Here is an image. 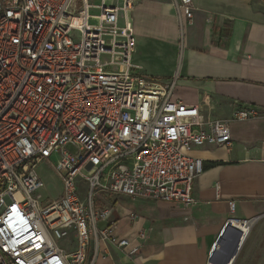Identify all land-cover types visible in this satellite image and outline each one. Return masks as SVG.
I'll list each match as a JSON object with an SVG mask.
<instances>
[{
	"label": "built area",
	"instance_id": "1",
	"mask_svg": "<svg viewBox=\"0 0 264 264\" xmlns=\"http://www.w3.org/2000/svg\"><path fill=\"white\" fill-rule=\"evenodd\" d=\"M170 1L180 22L193 19V0ZM137 3L0 0V264H94L102 243L138 253L140 245L115 234L116 203L97 206L96 193L194 206L205 165L190 151L231 147L227 122H207L197 106L174 99L179 76L135 72ZM42 164L61 180L57 199L39 194ZM236 206L229 202L208 264L226 229L241 235L233 264L260 219L235 217ZM71 236L72 250L74 242L60 245Z\"/></svg>",
	"mask_w": 264,
	"mask_h": 264
},
{
	"label": "crops",
	"instance_id": "2",
	"mask_svg": "<svg viewBox=\"0 0 264 264\" xmlns=\"http://www.w3.org/2000/svg\"><path fill=\"white\" fill-rule=\"evenodd\" d=\"M193 2V19L180 22L170 0H138L131 14L137 40L133 59L140 67L135 72L166 82L179 76L174 99L197 106L207 122H227L231 147L190 151L205 165L193 183L196 204L155 202L153 235L143 229L144 219L136 214L132 221L134 213L125 210L123 216L116 204L115 234L140 245V253L102 243L94 264H208L209 251L231 216V201L237 203L235 217H260L233 264H264V0ZM248 109L258 117L233 118ZM123 217L131 226H120ZM143 232L145 240L139 237ZM237 252L236 246L232 257ZM93 254L94 247L89 261Z\"/></svg>",
	"mask_w": 264,
	"mask_h": 264
},
{
	"label": "rangeland",
	"instance_id": "3",
	"mask_svg": "<svg viewBox=\"0 0 264 264\" xmlns=\"http://www.w3.org/2000/svg\"><path fill=\"white\" fill-rule=\"evenodd\" d=\"M95 2L99 3L97 1ZM102 60L105 61V57H103ZM135 61L133 59V64H135ZM38 170L46 184V189L39 192V194H41L44 199L48 200L59 198L62 193L60 178L51 169H49L46 164L40 165ZM115 201L117 204V209L119 210V213H121V215L124 216L125 210L137 214L141 219H144L145 224L143 229L149 230L150 234L153 235L154 228L152 226L154 225V222H157L156 217L158 216V211L157 207L155 206V202L149 200H140L123 195L109 196L107 193L103 192L96 193L95 203L97 206H103L108 203L113 204V202ZM128 225L131 226V222L128 221V217H123L120 221V226L126 228ZM99 226L103 227V224L100 223ZM238 237L239 233L234 230H229L226 236H224L220 240L222 247L214 258L216 264H226L228 260L232 257V255L236 253ZM72 242H74V245L72 247H69L70 250H72L75 247L76 243L75 236H71L69 239L61 241L60 245L68 249V246ZM139 253L140 252H138L137 254Z\"/></svg>",
	"mask_w": 264,
	"mask_h": 264
},
{
	"label": "bare ground",
	"instance_id": "4",
	"mask_svg": "<svg viewBox=\"0 0 264 264\" xmlns=\"http://www.w3.org/2000/svg\"><path fill=\"white\" fill-rule=\"evenodd\" d=\"M228 232V229H226V231H225V233H224V235L223 236H225V234ZM223 236H222V238H223ZM240 237H241V235L239 236V239H238V244H237V250H238V246H239V243H240ZM244 244V243H243ZM236 256V255H235ZM234 257V256H233ZM233 257H231L230 259H229V261H228V263L230 262V260H232V258ZM227 263V264H228Z\"/></svg>",
	"mask_w": 264,
	"mask_h": 264
},
{
	"label": "trees",
	"instance_id": "5",
	"mask_svg": "<svg viewBox=\"0 0 264 264\" xmlns=\"http://www.w3.org/2000/svg\"><path fill=\"white\" fill-rule=\"evenodd\" d=\"M204 171H205V167H204Z\"/></svg>",
	"mask_w": 264,
	"mask_h": 264
}]
</instances>
